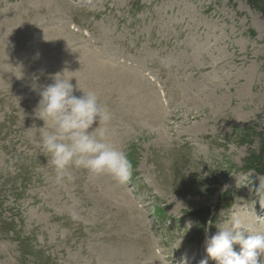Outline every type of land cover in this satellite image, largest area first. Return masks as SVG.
<instances>
[{
  "label": "rangeland",
  "instance_id": "rangeland-1",
  "mask_svg": "<svg viewBox=\"0 0 264 264\" xmlns=\"http://www.w3.org/2000/svg\"><path fill=\"white\" fill-rule=\"evenodd\" d=\"M57 74L111 110L126 187L53 183ZM263 209L264 0H0V264H216L206 235Z\"/></svg>",
  "mask_w": 264,
  "mask_h": 264
},
{
  "label": "clouds",
  "instance_id": "clouds-1",
  "mask_svg": "<svg viewBox=\"0 0 264 264\" xmlns=\"http://www.w3.org/2000/svg\"><path fill=\"white\" fill-rule=\"evenodd\" d=\"M70 79L60 74L53 77V82L38 92L35 110L36 118L44 124L39 146L53 169V183L74 184L76 173L83 171L90 182L110 177L116 187H126L132 165L124 151L106 139L113 119L111 110L94 91L79 89L83 94L74 96ZM32 87L33 91L37 88L35 84ZM234 245H239V252ZM205 251L216 264H264V234H249L241 220L233 218L218 227L216 234L206 236ZM182 264H186L185 257Z\"/></svg>",
  "mask_w": 264,
  "mask_h": 264
},
{
  "label": "bare ground",
  "instance_id": "bare-ground-1",
  "mask_svg": "<svg viewBox=\"0 0 264 264\" xmlns=\"http://www.w3.org/2000/svg\"><path fill=\"white\" fill-rule=\"evenodd\" d=\"M264 210V209H263ZM250 222V221H249ZM204 257V256H203ZM197 260V259H196ZM203 260H205V258H203ZM194 261V260H193ZM193 261H192V263H193Z\"/></svg>",
  "mask_w": 264,
  "mask_h": 264
}]
</instances>
